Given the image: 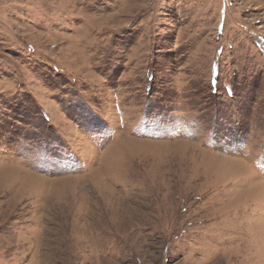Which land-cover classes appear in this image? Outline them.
I'll return each mask as SVG.
<instances>
[{
	"label": "rangeland",
	"instance_id": "374dc122",
	"mask_svg": "<svg viewBox=\"0 0 264 264\" xmlns=\"http://www.w3.org/2000/svg\"><path fill=\"white\" fill-rule=\"evenodd\" d=\"M0 264H264V0H0Z\"/></svg>",
	"mask_w": 264,
	"mask_h": 264
}]
</instances>
